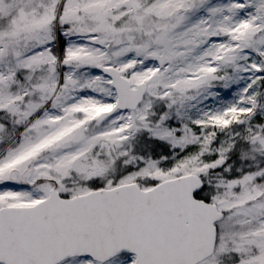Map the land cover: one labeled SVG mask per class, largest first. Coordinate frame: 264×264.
<instances>
[{
  "label": "snow or ice",
  "instance_id": "6c2138e0",
  "mask_svg": "<svg viewBox=\"0 0 264 264\" xmlns=\"http://www.w3.org/2000/svg\"><path fill=\"white\" fill-rule=\"evenodd\" d=\"M0 264H264V0H0Z\"/></svg>",
  "mask_w": 264,
  "mask_h": 264
}]
</instances>
